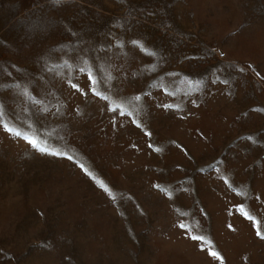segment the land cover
Wrapping results in <instances>:
<instances>
[{"label":"rangeland","instance_id":"obj_1","mask_svg":"<svg viewBox=\"0 0 264 264\" xmlns=\"http://www.w3.org/2000/svg\"><path fill=\"white\" fill-rule=\"evenodd\" d=\"M0 84V264H264V0H0Z\"/></svg>","mask_w":264,"mask_h":264},{"label":"snow or ice","instance_id":"obj_2","mask_svg":"<svg viewBox=\"0 0 264 264\" xmlns=\"http://www.w3.org/2000/svg\"><path fill=\"white\" fill-rule=\"evenodd\" d=\"M131 43L133 45H135L137 42L136 41H131ZM17 71H19V69H17ZM79 71L83 74L84 73V68H80ZM95 83L96 81L94 80L93 78V75L91 73H88L85 75V78L83 79L82 82H76V83H72L70 85L71 88L73 89H76V91L78 93L81 92V89H84L85 90V94L87 93V91H92L93 95H99V93L96 92L95 90ZM91 86V87H90ZM8 85L6 84H0V90H4L5 88H7ZM15 87H19L18 85L15 86ZM20 97L22 98L21 99V102L23 103V99H27V100H30L32 102L33 105L37 104V100L33 99L32 95L28 92L27 89H22L20 91ZM137 99H139V97H137ZM3 102L0 101V108H3ZM164 107H168L167 105H165ZM0 128L3 129L4 132L6 133H9V134H12L13 133V129L11 127H9L6 123L4 124H0ZM15 136L17 137H21V133L20 132H15L14 133ZM150 135V133H149ZM26 143L30 144L32 147L34 148H38L39 151L41 152H45L46 149L40 147L37 143L36 140L34 139H30L29 137L27 136H23L21 137ZM49 154H52V155H57L58 153H49ZM69 159H71V157H69ZM249 219H251V217H248ZM256 235L259 236L260 238L264 239V234H262L260 231H257L256 232ZM194 239H198V237H194ZM210 255L213 257V258H216V259H220V257L218 256V254L213 251L210 253Z\"/></svg>","mask_w":264,"mask_h":264}]
</instances>
